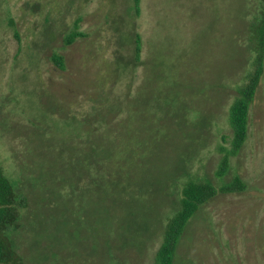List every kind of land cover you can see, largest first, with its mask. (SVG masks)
<instances>
[{"label": "rangeland", "instance_id": "rangeland-1", "mask_svg": "<svg viewBox=\"0 0 264 264\" xmlns=\"http://www.w3.org/2000/svg\"><path fill=\"white\" fill-rule=\"evenodd\" d=\"M260 4L0 0V164L27 200L11 233L24 264H153L185 182L235 176L245 190L199 209L174 264H264V72L216 175Z\"/></svg>", "mask_w": 264, "mask_h": 264}, {"label": "trees", "instance_id": "trees-1", "mask_svg": "<svg viewBox=\"0 0 264 264\" xmlns=\"http://www.w3.org/2000/svg\"><path fill=\"white\" fill-rule=\"evenodd\" d=\"M141 0H132L136 16L140 13ZM251 43V66L243 82L237 87V96L229 107L228 123L232 130L230 148H220L223 153L216 175L222 177L229 169L230 157L238 154L247 139L248 115L254 101L261 77L264 72V0H261L258 16L249 27ZM83 34L76 30L69 33L64 42L72 43ZM134 60L139 62L141 42L138 34L134 35ZM53 62L63 68L62 58L53 56ZM245 183L235 176L230 182L215 188L207 180L190 179L181 190L178 208L166 220L162 241L155 255L153 264H174L176 251L181 236L189 221L199 209L218 193L233 194L244 191ZM27 206L26 198L17 192L15 182L8 178L0 164V264H24L17 253L11 233L16 229L20 212Z\"/></svg>", "mask_w": 264, "mask_h": 264}]
</instances>
